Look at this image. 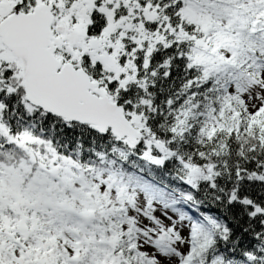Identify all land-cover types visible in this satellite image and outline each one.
Here are the masks:
<instances>
[{"label":"snow or ice","instance_id":"snow-or-ice-1","mask_svg":"<svg viewBox=\"0 0 264 264\" xmlns=\"http://www.w3.org/2000/svg\"><path fill=\"white\" fill-rule=\"evenodd\" d=\"M0 264H264V0H0Z\"/></svg>","mask_w":264,"mask_h":264}]
</instances>
